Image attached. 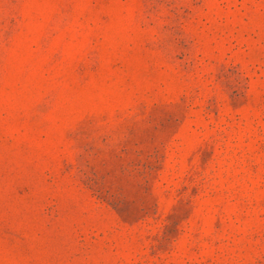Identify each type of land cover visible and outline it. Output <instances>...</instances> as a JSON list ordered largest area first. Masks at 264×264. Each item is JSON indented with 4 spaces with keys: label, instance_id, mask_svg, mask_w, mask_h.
<instances>
[{
    "label": "rangeland",
    "instance_id": "obj_1",
    "mask_svg": "<svg viewBox=\"0 0 264 264\" xmlns=\"http://www.w3.org/2000/svg\"><path fill=\"white\" fill-rule=\"evenodd\" d=\"M0 264H264V0H0Z\"/></svg>",
    "mask_w": 264,
    "mask_h": 264
}]
</instances>
